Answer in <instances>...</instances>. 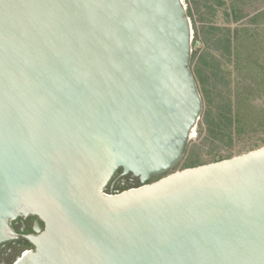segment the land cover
I'll return each instance as SVG.
<instances>
[{
	"label": "water",
	"instance_id": "95a60500",
	"mask_svg": "<svg viewBox=\"0 0 264 264\" xmlns=\"http://www.w3.org/2000/svg\"><path fill=\"white\" fill-rule=\"evenodd\" d=\"M191 56L182 0H0V244L43 223L14 264H264V146L174 171Z\"/></svg>",
	"mask_w": 264,
	"mask_h": 264
},
{
	"label": "rangeland",
	"instance_id": "374dc122",
	"mask_svg": "<svg viewBox=\"0 0 264 264\" xmlns=\"http://www.w3.org/2000/svg\"><path fill=\"white\" fill-rule=\"evenodd\" d=\"M182 3L186 13L190 10L193 16V19L188 17L191 28L192 20L198 27L205 20H211L205 9L204 0H182ZM244 5L245 13L251 14L264 6V0H245ZM226 20H230V16L226 17L222 9L219 10L216 13L215 23L223 24ZM249 20L247 17L241 23L252 29L253 26ZM193 33L192 28V41ZM248 34L251 36L252 32ZM197 46L203 47L200 45V41ZM246 46L247 60L253 54L259 53L260 67L262 68L253 74L259 75L263 83L259 85L258 77L240 73L239 68L235 65L236 61L231 56H225V49L219 47L217 54L223 56L218 58L220 72L214 73L216 79L213 75L209 76L215 92L213 114L210 117L211 128L208 129L204 124V102L202 101L199 120L192 131L184 157L174 171L229 159L264 146V41L262 49L255 53L251 43L248 42ZM240 97L246 100V107L242 108L243 117L237 120L235 113ZM110 186L111 183L106 188L107 193L112 190ZM130 187L127 186L117 192L130 189Z\"/></svg>",
	"mask_w": 264,
	"mask_h": 264
},
{
	"label": "trees",
	"instance_id": "16d2710c",
	"mask_svg": "<svg viewBox=\"0 0 264 264\" xmlns=\"http://www.w3.org/2000/svg\"><path fill=\"white\" fill-rule=\"evenodd\" d=\"M244 4L245 0H204L205 9L211 20H205L200 27L196 26V23L192 20L194 33L190 69L204 102V124L208 129L211 128L210 117L213 114L212 107L215 98L213 84L210 82L209 76H214V73L220 72L218 58L223 56L217 54L219 47L225 49V56H231L236 61L235 65L239 68L240 73L258 77L259 85L263 83L261 77L253 73L262 68L260 67L259 53L255 52L262 49L264 41V6L258 8L254 13L247 14L245 13ZM221 9L226 17L230 16V20L218 24L215 23V17ZM187 15L193 19L190 10ZM247 17L253 26L252 29L241 23ZM249 32H252L251 36L248 34ZM199 41L200 45L203 46L202 48L197 46ZM248 42L254 47L255 53L249 60L245 56V48L249 46H246ZM243 107H246V100L240 97L237 101L235 113L237 120L243 117ZM157 179L159 177L153 178L152 181Z\"/></svg>",
	"mask_w": 264,
	"mask_h": 264
},
{
	"label": "flooded vegetation",
	"instance_id": "af4514ba",
	"mask_svg": "<svg viewBox=\"0 0 264 264\" xmlns=\"http://www.w3.org/2000/svg\"><path fill=\"white\" fill-rule=\"evenodd\" d=\"M113 181V185L110 186L111 192L139 185L136 179L129 176L122 178L117 175ZM11 228L16 237L0 244V264H14L19 257L32 250L33 246L25 236H36L37 229H43V223L34 217L18 218L11 223Z\"/></svg>",
	"mask_w": 264,
	"mask_h": 264
}]
</instances>
